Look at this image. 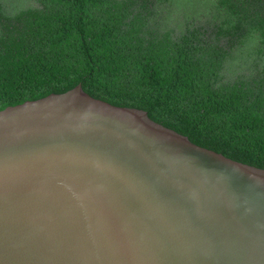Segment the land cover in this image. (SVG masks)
Returning a JSON list of instances; mask_svg holds the SVG:
<instances>
[{"label":"water","instance_id":"obj_1","mask_svg":"<svg viewBox=\"0 0 264 264\" xmlns=\"http://www.w3.org/2000/svg\"><path fill=\"white\" fill-rule=\"evenodd\" d=\"M148 110L81 82L0 109V264H264V168Z\"/></svg>","mask_w":264,"mask_h":264},{"label":"trees","instance_id":"obj_2","mask_svg":"<svg viewBox=\"0 0 264 264\" xmlns=\"http://www.w3.org/2000/svg\"><path fill=\"white\" fill-rule=\"evenodd\" d=\"M261 0H0V109L81 82L264 168Z\"/></svg>","mask_w":264,"mask_h":264},{"label":"flooded vegetation","instance_id":"obj_3","mask_svg":"<svg viewBox=\"0 0 264 264\" xmlns=\"http://www.w3.org/2000/svg\"><path fill=\"white\" fill-rule=\"evenodd\" d=\"M261 4L263 6L262 13H264V0H261Z\"/></svg>","mask_w":264,"mask_h":264}]
</instances>
